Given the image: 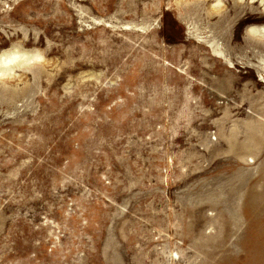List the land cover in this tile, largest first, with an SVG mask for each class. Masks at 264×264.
I'll list each match as a JSON object with an SVG mask.
<instances>
[{
    "label": "rangeland",
    "instance_id": "rangeland-1",
    "mask_svg": "<svg viewBox=\"0 0 264 264\" xmlns=\"http://www.w3.org/2000/svg\"><path fill=\"white\" fill-rule=\"evenodd\" d=\"M249 1L228 65L192 0H0V264H264Z\"/></svg>",
    "mask_w": 264,
    "mask_h": 264
},
{
    "label": "bare ground",
    "instance_id": "bare-ground-1",
    "mask_svg": "<svg viewBox=\"0 0 264 264\" xmlns=\"http://www.w3.org/2000/svg\"><path fill=\"white\" fill-rule=\"evenodd\" d=\"M195 7L198 8V10H207V15L212 16L214 14L219 15L217 25L221 29L220 38L217 40L216 37H213L212 39H208L205 41L206 46L210 49L212 54L219 59H222L225 64L232 65L229 51H227L225 48L227 46L224 44L226 41L230 40L229 35L227 34L229 27L239 18H247L251 15H257L258 14V8L254 6L253 2L249 0H234V4L229 9L230 11L226 12V8L224 5H221L222 0H192ZM254 2H256L254 0ZM233 14V17H229V15ZM260 14V13H259ZM226 23L225 26L223 24ZM259 30H254L255 36L252 38H255L257 41H259L256 38V33ZM227 32V33H226ZM226 33V34H225ZM222 35V36H221ZM219 37V36H218ZM221 40L222 42H219ZM255 40L252 39V44L255 45ZM260 43V42H259ZM258 49L259 46L255 45ZM228 49V48H227ZM257 58L259 60L258 64H260L259 70L262 72L261 79L262 83H264V55L261 54L260 50L256 51ZM35 57H40L39 54H35ZM32 58V56H29L23 52H14L13 54H10L8 57L1 59L2 64L5 66L8 72H12L15 67H18L19 65H22L29 61ZM0 66V76H4L7 74V70H5Z\"/></svg>",
    "mask_w": 264,
    "mask_h": 264
}]
</instances>
